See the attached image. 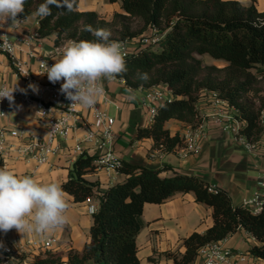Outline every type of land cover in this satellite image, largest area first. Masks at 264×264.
<instances>
[{"label": "trees", "instance_id": "trees-1", "mask_svg": "<svg viewBox=\"0 0 264 264\" xmlns=\"http://www.w3.org/2000/svg\"><path fill=\"white\" fill-rule=\"evenodd\" d=\"M43 0H27V17ZM77 0L74 11L56 7L51 15L38 16L40 36L55 35L56 43L65 39L92 40L87 29L106 28L112 40L138 38L133 52L126 58L128 71L119 78L133 88L165 85L173 97L158 105L150 125L139 127L137 138L153 137L154 145L167 152L183 143L180 133L171 134L166 122L176 118L195 126L202 116L198 101L202 93H218L238 110L245 122L242 133L258 141L264 137L261 115L264 110V10L255 2L239 0H122L121 11L107 19L95 10H80ZM145 37L153 38L143 44ZM224 63H204V56ZM138 72H147L145 83ZM95 155H80L61 184L76 202L97 196L99 206L93 212L89 241L81 252L70 253V264L89 259L98 264H141L138 256V235L144 227L146 203H163L177 193L193 192L196 200L213 210L214 222L205 231H193L183 238V252H167L173 260L152 264H196L199 249L225 239L239 228L255 236L258 243L250 253L264 261V206L254 211L244 203H234L228 191L211 189V183L197 175L174 170L162 175L163 168L123 161L125 178L104 191L98 181L85 175L97 167ZM170 168H173L172 166ZM38 256L37 264L55 262L51 251Z\"/></svg>", "mask_w": 264, "mask_h": 264}, {"label": "crops", "instance_id": "crops-1", "mask_svg": "<svg viewBox=\"0 0 264 264\" xmlns=\"http://www.w3.org/2000/svg\"><path fill=\"white\" fill-rule=\"evenodd\" d=\"M239 1L246 5L255 2L260 10H264V0ZM121 4L122 0H79L78 8L80 10H95L107 19H111L116 11H121ZM34 13L25 17L24 22L16 28H8L10 21L0 27V31H5L13 41L17 42L18 56L28 64L33 73L37 68L36 56L44 55L54 61L57 57H52L50 54L59 44L55 41V35L36 37L30 44L23 41L37 31L38 16ZM0 25H3L2 20H0ZM68 40L70 39L62 40L60 43H66ZM135 42L133 39L130 46L132 50L136 47ZM30 51L36 56H30ZM23 82V78L17 74L12 65L10 57L0 51V86L12 87L22 85ZM155 87L164 89L165 100L173 97L172 91L167 86L161 84ZM104 88L111 100L105 102L102 97L99 106L115 117L113 147L123 161L128 160L150 167L163 168L162 175H171L174 170L197 175L210 182L213 188L226 189L236 204L251 198L259 189V181L264 168L262 151L248 150L235 133L225 127V118L216 114L217 108L212 103L209 94L202 93L198 101V108L205 122L204 134L199 140V149L189 156L183 157L181 155L183 143L177 145L173 151L167 152L154 145L153 137H136L139 127L150 125L149 107L146 104L149 89H133L119 77L110 82L105 81ZM163 102L159 100L157 105ZM81 110L84 118H91L90 109ZM12 117L15 118L14 121H12ZM166 126L172 135L180 133L183 136L192 125L171 118L166 122ZM2 127H18L31 133L45 134L37 126L34 104L28 103L14 105L8 116L0 119V128ZM84 129L85 127L81 126L67 138H59L62 146L61 152L52 154L48 162L40 165L37 169H35L36 164L33 160L12 161L11 167L17 174L35 171L33 177L38 182H44L49 176H52L53 180L61 185L69 177L74 162L80 156L75 149L80 137L84 135ZM88 146L87 143H84L85 148ZM171 166L173 168H170ZM85 177L90 181H98L100 191H104L109 186L122 181L125 175L122 171L108 170L97 166L87 172ZM66 193L70 203L69 222L62 229L51 234L60 238V243L53 253L62 261L69 260L72 251L81 252L83 250L86 242L89 241V230L93 223V213L89 209L90 204L94 203L97 208L99 206L97 196L76 202L72 194ZM143 219L145 224L137 239L141 264H152L151 259L160 263L172 262L173 259L166 255L167 252H183L185 250L184 237L196 230L203 232L214 222L212 208L198 202L193 192L177 193L163 203H146ZM3 234L10 238L21 236L15 229ZM40 238L43 237L36 234H24L20 241ZM222 243L234 253L246 255L245 260L240 259L237 255L231 256L232 264H264L262 259L250 253V248L258 243V240L246 229L239 228L223 239ZM38 255L41 258L46 257L43 251L34 249L32 256L38 257ZM201 262V259L198 258L196 264H201ZM84 263L92 264L93 260L89 259ZM221 264L228 263L222 262Z\"/></svg>", "mask_w": 264, "mask_h": 264}, {"label": "built area", "instance_id": "built-area-1", "mask_svg": "<svg viewBox=\"0 0 264 264\" xmlns=\"http://www.w3.org/2000/svg\"><path fill=\"white\" fill-rule=\"evenodd\" d=\"M19 19L23 23L25 17L22 16ZM5 34L6 38H0V51L10 57L17 74L23 78L24 82L22 85H17V90L13 93V104L10 105L7 99L0 101V119L7 117L10 109L17 103L34 104L37 126L45 134L31 133L18 127L0 128V167L6 165L10 170L14 171L13 167H11L12 161L33 160L36 164L35 169H37L40 165L48 162L52 154L61 152L62 146L60 145L59 138H67L72 132L84 126V135L80 137V141L76 145V152L80 155L87 153L94 154V161L98 167L121 171L123 160L116 154L113 147L115 141V117L110 115L107 110L101 109L99 104L95 110L90 109L91 118H84L81 108L70 109L69 105L71 101L66 100L59 92L60 84L57 83L54 85L48 81L46 74L40 75L45 71L46 65L48 64L50 66L53 60L44 55L36 56L30 51V56H36L37 58V68L35 73H33L28 64L18 56L19 46L17 42L13 41L5 31H0V35ZM39 36L40 34L36 31L30 34L29 37L23 39V41L30 44ZM151 40L154 39L145 37L141 43L146 44ZM117 41L121 43L125 57H128L134 50L130 48L129 40ZM64 44H57L50 55L52 57H58L60 54L59 50ZM120 79L125 82L124 78ZM29 84L35 85L38 91L34 92L30 89L28 87ZM5 86H0V88ZM20 89H24L25 91H20ZM147 89L149 91L146 96V104L149 107V121L152 123L158 111L157 102L159 100L165 101L164 89L155 86ZM210 96L212 103L217 108L216 114L225 118V127L232 130L248 150L262 151L264 158V137L258 141L247 139L241 131L245 122L239 118L238 110L226 100L222 99L218 93H211ZM103 100L105 102H110L111 100L106 93V89ZM261 122L264 125V110L261 115ZM204 126L205 122L202 117L199 124L192 125L184 133L182 136L183 148L181 151L183 157H187L199 149V140L204 134ZM84 143H87L89 146L85 148ZM34 172H28L23 175L33 176ZM243 203L256 212L260 211L264 206V168L259 181V189L251 198L244 199ZM89 209L93 213L97 209V206L92 203ZM22 237V235H18L15 238H10L0 232V242L4 245L3 248H0V264H37V256H32L34 249L43 252H53L60 243V238L56 235H49L40 239L26 240L23 242L20 241ZM222 240L208 243L199 249L198 258L201 259V264H221L222 262L232 264L230 257L234 255L239 256L242 260L246 259V255H239L234 253L233 250L226 248ZM42 264H70V262L69 260H57ZM75 264L85 263L78 262ZM92 264L98 263L93 262Z\"/></svg>", "mask_w": 264, "mask_h": 264}, {"label": "clouds", "instance_id": "clouds-1", "mask_svg": "<svg viewBox=\"0 0 264 264\" xmlns=\"http://www.w3.org/2000/svg\"><path fill=\"white\" fill-rule=\"evenodd\" d=\"M27 0H0V20L10 21L9 29L19 26V17L25 12ZM77 0H43L34 13L36 16L51 15L52 8L72 12ZM95 39L68 40L59 50V56L40 75L47 76L52 84H60L59 92L71 101L69 108L96 109L105 96V81H113L128 71L122 45L110 39L106 28L87 29ZM0 38H6L0 35ZM137 78L147 82V72H138ZM34 92L35 85L28 86ZM14 87L0 88V101L14 103ZM20 91H25L20 89ZM70 203L67 193L57 182H38L33 176L17 174L6 165L0 167V232L15 229L22 236L36 234L49 236L69 222ZM4 245L0 242V248Z\"/></svg>", "mask_w": 264, "mask_h": 264}, {"label": "rangeland", "instance_id": "rangeland-1", "mask_svg": "<svg viewBox=\"0 0 264 264\" xmlns=\"http://www.w3.org/2000/svg\"><path fill=\"white\" fill-rule=\"evenodd\" d=\"M130 41V42H129ZM128 41V43L130 44V46H131V44H132V41H133V39H130ZM134 41H136L135 42V44H138V43H140L139 41H138V38H134ZM203 60H204V63H214V64H216V65H219V66H223V63L222 62H219V61H215L213 58H211L210 56H204V58H203ZM14 117H12V121H14ZM55 182L54 180H53V178H52V176H49L44 182Z\"/></svg>", "mask_w": 264, "mask_h": 264}]
</instances>
